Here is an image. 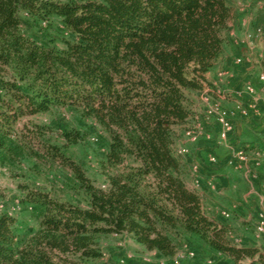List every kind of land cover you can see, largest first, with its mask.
I'll return each mask as SVG.
<instances>
[{"label":"trees","instance_id":"trees-1","mask_svg":"<svg viewBox=\"0 0 264 264\" xmlns=\"http://www.w3.org/2000/svg\"><path fill=\"white\" fill-rule=\"evenodd\" d=\"M21 13L60 19L68 37L38 42ZM232 18L229 0H0V150L18 121L53 105L80 108L107 138L102 186L46 147L85 203L30 192L38 228L19 235L15 217L0 214V264H100L98 238L110 234L165 257L188 238L234 263L264 264V251L231 244L207 216L174 150L192 117L188 93L208 84Z\"/></svg>","mask_w":264,"mask_h":264},{"label":"rangeland","instance_id":"rangeland-1","mask_svg":"<svg viewBox=\"0 0 264 264\" xmlns=\"http://www.w3.org/2000/svg\"><path fill=\"white\" fill-rule=\"evenodd\" d=\"M229 4L233 18L229 22L223 51L234 55L233 59L237 63H243L246 59L256 60L248 79V83L256 89L258 75L264 73V0H229ZM20 17L24 33L38 42L61 45L62 40L68 37L58 18L40 23L25 13H21ZM247 44L250 45L248 50L244 47ZM241 48L246 52L242 53ZM220 84L218 88L222 91L224 88ZM221 91L213 92L212 98L217 100L215 96H221L223 92L226 98L227 91ZM207 94L211 95V92L208 91ZM188 96L192 110L188 129L194 130L197 140L200 132L198 119L204 113L208 116L213 114L204 105L210 102L208 99L205 101L206 95L201 96L191 91ZM65 131L76 139H67ZM106 139L103 127L94 119L86 117L78 107L53 105L47 112L26 116L18 121L15 133L7 139L5 148L0 150V214L15 217L17 233L26 235L38 228L36 206L27 200L30 192L43 191L55 199L83 206L84 197L72 172L58 161L52 160L45 149L47 146L57 147L65 157L82 168L92 183L102 186L104 176L99 163L107 147ZM190 141L186 131L176 140L174 150L179 159L186 149L184 145ZM254 171L262 175L258 183L251 181V184L256 190H261V205L264 208V170ZM244 199L251 204L250 197L245 196ZM235 209H229V220L240 235L233 233L229 239L227 234L229 242L243 246L245 242L249 244L250 240H254L256 247L264 251V236H257L255 231L257 214L262 209L254 210L256 216L252 213L253 208H244L238 213ZM240 237H246L242 240L243 244ZM98 245L103 253L100 264H251L248 259L234 263L225 256L213 254L200 241L188 238L179 242L177 253L172 257L147 250L125 235L100 236Z\"/></svg>","mask_w":264,"mask_h":264},{"label":"crops","instance_id":"crops-1","mask_svg":"<svg viewBox=\"0 0 264 264\" xmlns=\"http://www.w3.org/2000/svg\"><path fill=\"white\" fill-rule=\"evenodd\" d=\"M244 47L248 50L250 45L247 44ZM242 50L241 48L240 51ZM245 52L242 51V53ZM233 57L234 55L224 50L215 66L206 73L208 86L202 91H195L201 96L206 95L205 101L207 99L210 101L204 104L206 107L213 109L217 106L232 113L231 130L224 139H221L219 136L221 125L215 115L208 116L204 113V116L198 119L200 131L198 139L187 142L184 145L186 147L184 153L180 155L183 156L180 160L184 165L187 184L201 196L207 216L227 227L229 239L233 233L240 234L234 229L229 217L222 215L223 210L229 211L230 208H236L235 212L238 213L244 208H253V211L263 209L261 190H256L251 184V181L258 183L262 175L255 172L254 177H247L230 160L236 150L243 149L248 163L254 165V162L258 160L259 165L255 170L262 168L264 170V157L258 156V150L264 146V86L257 82L254 92L249 93L246 85L249 81V71L255 67L256 60L246 59L243 63H237ZM218 84L224 88L222 91L218 88ZM223 90L227 91L226 98ZM208 91L211 95L207 94ZM220 91L223 92L222 95L215 96L217 100L213 99L212 94ZM251 105L253 107L249 108L248 106ZM239 107H245L247 111L243 113ZM211 155H215L216 161H210ZM193 165H197V172L192 171ZM243 196L250 197L251 204ZM255 211L252 212L254 216H256ZM240 238L243 244L242 240L246 237ZM254 238L256 239V236ZM237 246L241 245L237 244ZM243 246H257V244L256 241L250 240L249 244L245 242Z\"/></svg>","mask_w":264,"mask_h":264},{"label":"built area","instance_id":"built-area-1","mask_svg":"<svg viewBox=\"0 0 264 264\" xmlns=\"http://www.w3.org/2000/svg\"><path fill=\"white\" fill-rule=\"evenodd\" d=\"M257 79H258V82L262 86H264V73L259 74ZM246 89L249 93L254 92V86L251 83H248L246 85ZM248 107L252 108L253 106L251 105ZM239 110H241V112L245 113L247 111V108L239 107ZM211 113L213 115H215L216 120L221 125V131L219 133V136L221 139H224L226 137L227 133L232 128V122H231V114L232 113H230V111H227L226 109H222V108L217 107V106H215V107H213V109H211ZM186 136H188L191 140H195L197 138V134L194 132V130H190V129L186 130ZM178 153H180V151ZM258 156L264 157V146L258 150ZM209 159L212 162L216 161L215 155H211ZM230 162L232 164H234L237 168L241 169L247 175V177H250V178L255 176L254 169L256 168V166L259 165L258 160L256 162H254V165L249 164L247 161V156H246L243 149L236 150L234 155H233V158H232V160H230ZM192 171L193 172L198 171L197 165L192 166ZM222 215L224 217H230L229 211L223 210ZM256 219H257L256 220L257 221L256 226H255L256 235L257 236H264V208L258 212Z\"/></svg>","mask_w":264,"mask_h":264}]
</instances>
